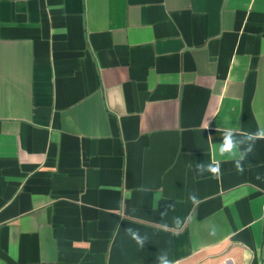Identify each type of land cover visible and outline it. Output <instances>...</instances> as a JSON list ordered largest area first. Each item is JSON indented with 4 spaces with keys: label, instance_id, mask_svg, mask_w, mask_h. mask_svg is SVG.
I'll return each mask as SVG.
<instances>
[{
    "label": "crops",
    "instance_id": "0c3cea01",
    "mask_svg": "<svg viewBox=\"0 0 264 264\" xmlns=\"http://www.w3.org/2000/svg\"><path fill=\"white\" fill-rule=\"evenodd\" d=\"M226 128L264 129V0H0V264H264Z\"/></svg>",
    "mask_w": 264,
    "mask_h": 264
},
{
    "label": "clouds",
    "instance_id": "9594fccd",
    "mask_svg": "<svg viewBox=\"0 0 264 264\" xmlns=\"http://www.w3.org/2000/svg\"><path fill=\"white\" fill-rule=\"evenodd\" d=\"M258 139H264V129H259L254 133L238 134L231 128H226L223 132V139L217 146L216 151L219 156L229 155L234 159L235 168L238 172H243L241 161L245 160L248 154L252 151L255 141ZM196 170L199 174L203 175L205 172L212 174H219L220 162L213 161L205 164L203 162L196 165ZM259 178V177H258ZM189 199L193 202H197V197L193 194L189 196ZM176 223H179V218L176 219ZM127 233L136 244L143 246L146 237H141L139 231L133 228H128ZM159 264H173V261L169 258L167 252L157 256Z\"/></svg>",
    "mask_w": 264,
    "mask_h": 264
}]
</instances>
